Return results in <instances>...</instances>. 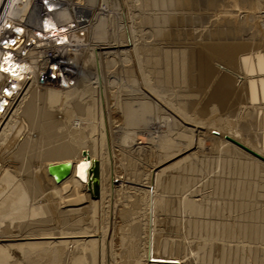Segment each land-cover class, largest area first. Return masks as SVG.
<instances>
[{"label": "bare ground", "instance_id": "bare-ground-1", "mask_svg": "<svg viewBox=\"0 0 264 264\" xmlns=\"http://www.w3.org/2000/svg\"><path fill=\"white\" fill-rule=\"evenodd\" d=\"M21 1L0 0V45L3 37L11 34L8 31L20 29L15 21L22 12ZM54 1L62 7L50 14L43 8L38 33L22 30L15 42L6 43L5 49L0 46V264H151L161 258L160 252L152 256V241L172 262L166 264H186L180 258V245L169 240L165 231L160 232V221L152 219L163 207L175 215L171 224L178 225L179 234L192 232L197 237L190 249L210 261L213 250L228 253L254 239H264V0L172 1L176 11H181L174 13L173 21L185 26L180 30L173 26V34L182 37L186 33V38L179 41L172 37L178 41L159 45L160 59L151 61V72L158 78L155 85L167 90L158 91L148 82L131 93L134 102L122 106L115 94H110L104 78V56L121 46L100 43L96 49L99 65L90 61V44L97 46L91 39L111 34L105 33L102 20L112 24V17L117 21L116 16L122 15L117 0H113V9L106 0ZM36 3L32 0L31 6ZM106 8L114 14H103ZM72 13L91 16L87 29L80 30L82 48L58 52L46 39L43 19L48 34L61 35L74 23ZM203 15L208 19L207 31L219 19L226 22L227 29L207 34L200 23ZM111 30L114 32L113 27ZM86 33L91 50L83 48ZM157 34L159 31L156 38ZM25 36L35 42L30 48L25 44L19 47ZM84 51L89 52L88 64L79 58ZM52 62L65 71L68 81H40L42 65ZM70 68L78 71L80 87H89L85 90L88 99H83L86 93L77 87L68 88L73 84ZM184 157L193 161L189 166L195 178L191 175L189 191L191 185L182 178L176 189L183 195L177 198L156 200V193L142 189L157 180L150 166L157 168L165 160ZM120 160L132 163L136 170L146 169L143 177L147 182H128L134 186L130 194L113 185L119 174L110 182L105 181L110 180V174L102 175L100 195L94 188L98 178L90 177L87 168L95 171L97 162L110 161L113 174H117ZM106 193H110L108 198ZM120 196L128 198L120 204L115 200Z\"/></svg>", "mask_w": 264, "mask_h": 264}, {"label": "rangeland", "instance_id": "rangeland-1", "mask_svg": "<svg viewBox=\"0 0 264 264\" xmlns=\"http://www.w3.org/2000/svg\"><path fill=\"white\" fill-rule=\"evenodd\" d=\"M142 1H144V2H146V3H143ZM149 1H152L153 2V0H149ZM148 0H140V1H138V0H117V2H118V7H119V9H120V12H119V14H121L122 13V15H120V16H116V18H117V21H116V19L114 18V17H112V16H110V17H112L111 18V20L113 19V22H112V24L109 22V20H108V22H105V21H103L102 20V25H104V27L106 28V29H104L105 30V33L106 32H110L111 34H109V32L107 33V34H109L108 36H105V37H107V38H102V39H91L90 38V35L89 34H85L84 36H85V44H86V46L85 47H83L84 49H89V50H91L90 48H92L93 49V53H92V59L90 60V61H93L94 62V65L95 66H98L99 65V63H98V59H97V57H96V53L98 52L96 49H98L99 48V46H100V43L101 44H103V43H109L110 44V42H112L111 44L113 45H117V46H121V48L119 49V50H117V49H113V50H111L112 51V53H114V54H112V55H110L109 57H107V56H104V63H105V65H106V68H105V70H104V73H105V77L104 78H106V85L108 86V88H110V90H109V92H110V94H112V95H114V98L116 99V102H118L117 104L119 105V106H122V105H124V103H128V101H129V103L130 102H134L133 100H132V95H131V93H134V90H136V89H138V90H141V88H144V87H146L145 85L146 84H149L148 82H150V84L148 85L149 87H151V86H153V87H157L156 89L158 90V91H165V90H167L165 87L164 88H161V87H159V86H157V85H155L156 83V78H157V76L155 75V74H153L152 72H153V70H151L152 69V63H151V61H153L154 60V58H155V60H159L160 59V54H159V51L160 50H158L159 48H158V46L160 45V46H162V45H164L166 42H169V43H171V42H174V38L172 39V37H175V38H178V40L180 39H182V37H183V39H185L186 37H184V34L186 35V33H184L183 34V36L181 37V36H179V37H177V36H175L174 34H173V30H176L177 28V30H180L181 29V27L184 29L185 28V26L184 25H182V24H179V23H175V21H173V19H174V13H176L177 15L181 12V11H179V12H177L178 11V9H177V6H176V2H175V0H164L167 4H165V2H162L163 0H157V2H153V3H151V2H149ZM158 1H159V3L160 4H157L158 3ZM175 2V3H173V2ZM176 1H178V0H176ZM180 1V0H179ZM31 2H32V0H22L21 1V10H22V12L20 11V13H19V15L17 14V19H16V24H18V26H19V28L21 29H17V28H14V30H11V32L10 31H8L7 32V34L8 33H11V34H9V35H12V36H14V37H16L17 36V38L20 36V34H22L21 32H22V30H24L25 32H28V33H30V34H32V35H34V34H36V33H38V30L39 29H41L39 26H41V14H42V12H43V7L41 6V4H39V1L37 0V3L36 4H32V6H31ZM108 2V6H110V8H115L116 6L115 5H113V3H115V1H113V0H106V3ZM134 2H137V3H134ZM148 2H149V4H148ZM133 3H134V5H133ZM140 5H139V4ZM154 3H156L155 5H154ZM121 4H123V5H121ZM136 4L137 5H139V7H141V8H139L138 6H136ZM144 4V5H143ZM151 4H152V6H151ZM165 4V5H164ZM107 5V4H106ZM132 5V6H131ZM147 5H150V6H147ZM160 7H159V6ZM170 5V6H169ZM31 6V7H30ZM122 6V7H121ZM130 6V7H129ZM146 6V7H145ZM156 8H155V7ZM157 6H158V9H157ZM168 6V7H167ZM101 8H103V7H105V6H100ZM121 7V8H120ZM123 7H124V9H123ZM133 7V8H132ZM136 7H138V8H136ZM161 7H163V8H161ZM175 7V8H174ZM112 8V9H113ZM136 8V9H135ZM145 8H147V12L144 10ZM148 8H150V11H149V9ZM155 9L154 11H152L153 9ZM161 8V9H160ZM171 8V10H169ZM173 8V9H172ZM135 9V10H134ZM167 9V10H166ZM176 9H177V11H176ZM181 9V8H180ZM179 9V10H180ZM190 8H188V10H189ZM103 10H105V8H103ZM141 10L143 11H145L146 13H148V14H146V13H144V11L143 12H141ZM156 10L158 11L159 10V12H160V14H159V12H156ZM163 10H165L166 12L167 11H169V14H168V12H167V14H165L166 12H164ZM201 10V9H200ZM130 11V12H129ZM139 11V12H138ZM163 11V12H162ZM176 11V12H175ZM96 13L98 12V10L97 11H95ZM115 12V11H114ZM138 12V13H137ZM150 12V13H149ZM153 12V13H152ZM171 12H173V13H171ZM189 12V11H188ZM113 13V11L111 10V9H109V8H106V11L103 13V14H108V15H110V14H112ZM140 13V14H139ZM156 13V15H158V16H155L154 14ZM204 12L202 11V14H203ZM114 14V13H113ZM145 16H144V15ZM162 14V15H161ZM167 15V16H163V15ZM171 14V15H170ZM195 14H199V11H195ZM206 15H207V13H205ZM130 15V16H129ZM149 15H153L152 17L151 16H149ZM159 15H160V17H159ZM170 15V16H169ZM173 15V16H172ZM162 16V17H161ZM201 16V15H200ZM204 16V15H203ZM109 17V18H110ZM130 17V18H129ZM151 17V18H150ZM164 17V18H163ZM166 17H167V20H165L166 19ZM193 17H194V15H193ZM89 19L91 18V16H89L88 17ZM132 18V19H131ZM138 18H141V19H138ZM144 18V19H143ZM147 18H148V20H147ZM160 18V19H159ZM170 18V20H168ZM173 18V19H172ZM131 19V20H130ZM142 19L145 21V23H144V21L142 22ZM164 19V20H163ZM130 20V21H129ZM146 20H147V22H146ZM151 20H153V21H151ZM156 20H161V22L159 23L158 21H156ZM132 21V22H131ZM141 21V22H140ZM149 21V22H148ZM162 21H164V22H162ZM167 21V22H166ZM207 21H208V19L206 20V16H204V19H203V22L205 23H203L202 21L200 22V23H202L203 25H204V31L206 32L207 31V28H206V25L208 24L207 23ZM213 21V20H212ZM129 22V23H128ZM151 22H152V24H151ZM168 22H170V23H168ZM213 22H215V21H213ZM218 22V24H215L212 28V30H210V31H207V34H209L210 32H212L211 34H213L214 32H216V31H218L219 29L221 30V32L223 31V30H226L227 29V27L225 26V24H226V22L223 20H218L217 21ZM105 23V24H104ZM144 24V25H141V24ZM155 23H158V24H164V27L163 26H159V27H157L156 25H158V24H155ZM171 24L170 26V28L172 29V30H169L168 31V28H169V26H168V24ZM173 23V24H172ZM16 24H12V25H16ZM115 24V25H114ZM134 24V25H133ZM145 24H147V26L145 25ZM151 24V25H150ZM167 25V28L165 29V27H166V25ZM175 24V25H174ZM176 24H179V26L178 25H176ZM193 23H192V21H191V24L189 25V22L187 23V25L189 26L188 27V29H190V26L192 25ZM250 24V23H249ZM133 25V26H132ZM138 26V29L136 28V26ZM149 25V26H148ZM186 25V24H185ZM128 26H131V27H133V28H131V30L129 29L130 27H128ZM145 26V28H143ZM173 26H174V28H176V29H174L173 28ZM181 26V27H180ZM184 26V27H183ZM112 27H113V29H114V32L111 30L112 29ZM127 27H128V29H127ZM147 27V28H146ZM151 27V30L152 31H154V34H156V32H158L159 31V33L160 34H157V38L154 36V34H152L153 32L149 29V28ZM179 27H180V29H179ZM87 28V27H86ZM123 28V29H122ZM136 28V29H135ZM143 29V30H141V31H139L140 29ZM152 28H154V29H152ZM157 28V29H156ZM161 28H162V30H161ZM169 28V29H170ZM92 29V28H91ZM146 31H145V30ZM161 31H160V30ZM116 30V31H115ZM128 31L129 33H128V35H126L127 33H126V31ZM165 30L167 31V33H168V35H167V33L165 32ZM186 30V29H185ZM219 30V31H220ZM138 31H139V33H138ZM148 31H150V32H148ZM252 31L254 32L255 30L253 29V30H251L250 32L252 33ZM90 32H91V30H90ZM89 32V33H90ZM113 32V33H112ZM134 32V33H133ZM148 34V36L145 34ZM162 32V33H161ZM170 32V33H169ZM17 33V34H16ZM117 33V34H116ZM136 33V34H135ZM163 33H165L166 35H164ZM14 34V35H13ZM115 34V35H114ZM119 34V35H118ZM121 34V35H120ZM133 36H132V35ZM144 34V35H143ZM152 34V35H151ZM163 34V36H166L165 38H167V39H169V40H167V41H165V38L163 37V36H160V35H162ZM172 34V35H171ZM79 33H76L75 35H73L72 37H73V39L72 40H74V41H76V40H78V39H81L80 37H79ZM112 36V37H111ZM127 36V37H126ZM129 36V37H128ZM141 36H142V38H141ZM147 36V37H146ZM150 36H152V37H150ZM159 36V37H158ZM187 36H188V34H187ZM209 36V35H208ZM87 37V38H86ZM144 37V38H143ZM181 37V38H180ZM91 39L92 40V42L91 43H96L97 44V46H96V48L95 47H91V44H90V48L87 46V40L88 39ZM110 38V39H109ZM147 38V39H146ZM148 38H149V40H151V41H149L148 40ZM154 38V39H153ZM163 38V39H162ZM109 39V40H108ZM126 39V40H125ZM141 39V40H140ZM143 39H145V42H144V44H143ZM100 40H102V42H100ZM136 40V41H135ZM139 40V41H138ZM157 40H159L160 41V43H159V41H157ZM161 40L163 41V42H161ZM177 40V39H176ZM176 40H175V42H176ZM177 40V41H178ZM179 40V41H180ZM17 41H20V40H17ZM16 41V42H17ZM130 41V42H129ZM135 41V44H133V42ZM147 41V42H146ZM15 42V41H14ZM142 42V43H141ZM148 42H150V43H152V46H151V44L150 43H148ZM165 42V43H164ZM131 43V44H130ZM153 43H155L156 45H153ZM122 44V45H121ZM128 44V45H127ZM150 45V46H148V45ZM167 44V43H166ZM133 45V46H132ZM136 45H138V46H136V48H135V46ZM140 45V46H139ZM144 45V46H143ZM123 46V47H122ZM132 46V47H131ZM146 46H148V47H146ZM157 46V47H156ZM144 47H146V48H144ZM153 47H156V48H153ZM141 48H142V50H141ZM155 50V51H154ZM115 51V52H114ZM118 51H119V53H118ZM139 51V52H138ZM35 52L36 51H34V50H32V56H35ZM143 52V53H142ZM145 52V53H144ZM147 52V53H146ZM151 52V53H150ZM155 52H156V54H155ZM85 54V56H84V54ZM83 53H81V54H83L82 56H84V58L81 56V54H80V56H79V58H82V60L84 61V63L86 62V64H88L87 63V59H88V56H89V52H86V51H84ZM119 54V55H118ZM124 54V55H123ZM141 54V55H140ZM149 54H150V56H149ZM152 54H155V55H153L152 56ZM115 55V56H114ZM157 55H159V58L157 57ZM119 56V57H118ZM140 56V57H139ZM87 57V58H86ZM106 57H107V59H106ZM114 57V58H113ZM148 57H151L150 59L148 58ZM126 58V59H125ZM146 58V59H145ZM152 58H153V60H152ZM148 59H149V61H148ZM116 60V61H115ZM148 61V64L146 63ZM144 62V63H143ZM110 63V64H109ZM151 63V64H150ZM148 65L149 67H147L146 65ZM104 65V66H105ZM116 65V66H115ZM125 66L127 67V68H125ZM146 67V69H144ZM108 68V69H107ZM149 68V69H148ZM143 69V70H142ZM126 70H128L127 71V74L125 73L126 72ZM132 70V71H131ZM134 70V71H133ZM146 70V71H145ZM148 70L150 71V73H148ZM76 71V72H75ZM131 71V72H130ZM144 71H145V73H144ZM152 71V72H151ZM134 72V73H133ZM136 72V73H135ZM186 71H183V74L185 73ZM68 73H69V76H71L70 78H71V80H73L72 82H73V84H70L69 86H68V84L66 85V86H68V88H74V87H77V91H82L83 93H86L85 92V90H89V87L88 86H85V87H80V77H78L79 75H78V71L76 70V69H74L73 70V68H70L69 69V71H68ZM75 73V74H74ZM134 74L133 76H131V74ZM140 73V74H139ZM120 74V75H119ZM122 74H124V76L122 75ZM152 74L154 75V76H152ZM130 75V76H129ZM135 76H136V78H135ZM109 77H110V79H109ZM131 77H133V78H131ZM73 78V79H72ZM126 78V79H125ZM127 78H128V80H127ZM138 78V79H137ZM140 78V79H139ZM146 80H145V79ZM149 79V80H148ZM158 79V78H157ZM76 80V81H75ZM116 80V81H115ZM131 83H130V82ZM128 82H129V84H128ZM146 82V83H145ZM154 84H153V83ZM113 83V84H112ZM145 83V84H144ZM132 84V85H131ZM136 84V86H134ZM142 84V85H141ZM152 84V85H151ZM131 85V86H130ZM155 85V86H154ZM74 86V87H73ZM127 86V87H126ZM129 86H130V88H129ZM144 86V87H143ZM139 87H141V88H139ZM128 88H129V90H128ZM148 89V88H147ZM163 94H165L164 92H162ZM167 93V92H166ZM168 94V93H167ZM119 95H121V97L119 96ZM125 95V96H124ZM128 95H131V96H129V97H127ZM166 95V94H165ZM124 96V97H123ZM167 97H168V95H166ZM87 97V99H88V93H86L85 95H84V97H83V99L84 98H86ZM75 99H80V96H78V98H77V95L74 97ZM164 98V97H163ZM75 99H74V101H75ZM78 99V100H79ZM129 99V100H128ZM82 100V99H81ZM124 100H127V101H124ZM131 100V101H130ZM121 102V103H120ZM260 117V116H259ZM137 129H139V127L137 128ZM138 136H140V135H138ZM141 137V139L142 140H145V139H147L146 137L147 136H145V135H142V136H140ZM15 152V150L14 151H12L11 153L13 154ZM10 153V154H11ZM191 153H192V151H190V152H188V156L190 157V155H191ZM11 154V155H12ZM121 161V160H120ZM176 162V163H174V162ZM179 161V162H178ZM103 162V161H102ZM193 161H192V159H190V161H189V158L188 157H184V160H183V158H181V160L180 159H168V160H165L163 163H161L160 165H158V167L156 168V166H150L151 167V173L153 174V175H155L156 176V178H157V180L155 181V182H153V183H151V184H149V185H144V186H142L143 188V190H145V191H147V190H149V192H150V190H152V192H150V193H153V194H155L156 195V200H162V199H164L165 197L166 198H177L178 196H180L181 194L183 195V192L181 193V191H178L176 188L178 187V179L180 178H182V180L184 181H188V184L189 185H191V186H188L187 187V190L189 191L190 189H191V187L193 186V184H192V178L194 177V172H193V170L190 168V166H189V163L191 164ZM99 163V164H98ZM104 164H102L100 161L99 162H97V164L98 165H96L95 166V171H93L94 169H93V167H88L87 168V174H90V177H93V175H95V177H97L98 179L96 180V182H94V188H95V190L97 191V192H99L100 193V195H101V191H100V185H99V182H101V180H102V175L105 177L106 175H109V177H110V180H108V179H105V181L106 182H110L114 177H118V174H119V177L118 178H114L113 179V185L114 186H116V187H120V188H124V192H129L130 194H132L133 193V188H134V186L133 185H130L128 182H131V183H133V184H139L138 183V180L139 181H143L145 178L143 177V173L145 172L146 173V169H144V170H136V168L132 165V163H130V162H128L127 160H123V161H121V162H119V164H117V167H118V169L116 170V172H117V174H113L114 173V171H113V169H112V166H111V162L110 161H108V163H106L105 164V162H103ZM130 163V164H129ZM168 163V164H167ZM183 163V164H182ZM171 164V165H170ZM105 165V166H104ZM119 165H121V166H119ZM164 165V166H163ZM102 166V167H101ZM189 166V167H188ZM105 167V168H104ZM153 167H154V169H153ZM104 168V169H103ZM133 168V169H132ZM135 168V169H134ZM175 168H176V170H178V171H176L175 170ZM178 168H180V169H178ZM112 169V170H111ZM182 169V170H181ZM98 170V171H97ZM108 170H109V172H108ZM189 170V171H188ZM93 171V172H92ZM100 171V172H99ZM104 171V172H103ZM113 171V172H112ZM137 171V172H136ZM205 171H209V170H205ZM95 172V173H94ZM102 172V173H101ZM141 172V173H140ZM94 173V174H93ZM96 173H97V175H96ZM112 173V174H111ZM140 174H141V176H140ZM112 175V176H111ZM191 175L193 176V177H191ZM126 176V177H125ZM158 176V177H157ZM113 177V178H112ZM124 177V178H123ZM132 177H133V179H132ZM142 177V178H141ZM120 178V179H119ZM122 178V179H121ZM135 178V179H134ZM140 178V179H139ZM195 178V177H194ZM104 180V179H103ZM137 180V181H136ZM182 180H180V181H182ZM93 181H91V183H90V185L91 184H93L92 183ZM144 182L146 183L147 181H145L144 180ZM168 183V184H167ZM175 183V184H174ZM187 184V185H188ZM177 185V186H176ZM130 186V187H129ZM172 186L174 187V188H172ZM169 187V188H168ZM170 188H172V191H170ZM189 188V189H188ZM174 190V191H173ZM176 191H178L177 193H176ZM140 192V191H139ZM141 193V192H140ZM176 193V194H175ZM171 194V195H170ZM109 195H110V193H106V195H105V197L106 198H108L109 197ZM177 195V196H176ZM181 195V196H182ZM128 196V195H127ZM159 196V197H158ZM125 196H120V197H118L117 199H115V200H119V203L121 204V203H123L125 200H126V198H128V197H126V198H124ZM129 200H132L131 198H129ZM164 201V200H163ZM123 205H125V204H123ZM166 208V207H165ZM165 208L163 207L162 208V212H158V213H155L154 214V216H152V219L155 221V220H157V221H160L159 223H158V225H160V229L162 228V231H160V232H164L163 234H165V235H167V236H169V240H173V241H175L176 242V244H178V245H180L179 246V248H180V250L183 252V254L180 256V258H181V260L182 261H185V263L186 264H264V239L261 237V238H259L261 241H262V243H261V241L260 242H258V241H256L255 239L253 240V241H251V242H249V243H245L244 244V246H243V248H241V249H239V250H237V251H231V252H222V251H217V250H213L212 252H211V261L208 259V257H206L204 254H202V253H200L198 250H195V249H190L191 247H193L194 246V244H195V240H197V237L195 236V235H193V233L191 232H187V233H184L183 234V231H181V234H179L180 233V230H179V227H178V225H176V226H174L173 224H171V221L174 219V218H176L175 217V215H173V213H171L170 212V214H169V212H167V210L168 209H166L165 210ZM180 220V219H179ZM183 220V223H185V218H183L182 219ZM155 230H158L157 228H155ZM154 230V231H155ZM173 230H175V232L173 233ZM154 234H155V232H153ZM157 234V233H156ZM162 233H161V235H163ZM176 236V237H175ZM160 236H158V238H159ZM164 237H166V236H164ZM157 238V239H158ZM203 238L204 237H202L201 239L203 240ZM154 243V245H155V248L151 251L152 252V256L155 258L157 255H158V253L160 252V259L159 260H157V261H154V263L153 262H151V264H166V263H172V262H169V261H167L166 259H167V256H166V254L165 255H162V249H160V250H158V247L156 246V243L154 242V241H152V244ZM158 251H157V250ZM174 249V248H173ZM174 251V250H173ZM138 255V254H137ZM169 257V256H168ZM173 257V252L170 254V258H172ZM152 260H154V259H151V260H149V261H152ZM223 261H229L228 263H226V262H223ZM178 264V263H177Z\"/></svg>", "mask_w": 264, "mask_h": 264}, {"label": "built area", "instance_id": "built-area-1", "mask_svg": "<svg viewBox=\"0 0 264 264\" xmlns=\"http://www.w3.org/2000/svg\"><path fill=\"white\" fill-rule=\"evenodd\" d=\"M39 4H41V6L46 10V13L50 14L54 11H56V9L62 7L59 6L58 3L54 0H38ZM73 12V11H72ZM76 15V16H75ZM80 15V20H77V18ZM72 17L74 19V23L73 25L70 26V29L66 31V29L63 31L64 33L61 35H56L54 34V32L48 34L47 33V29L45 28L46 23H45V18L43 19L42 22V26H43V30L44 33L47 34L46 35V39L47 41L56 46V49L58 52L61 51H66L67 53L68 50H78L82 48V40L78 39L76 41L72 40L73 39V35H75L76 33H81V29L85 30L86 25H88V17L85 16V14H80V13H72ZM73 26V27H72ZM14 41V36L12 35H6L5 37H3V40L1 42V47L3 49H5V44L6 43H10ZM35 42L32 39H28L27 40V36L22 38V43L19 47H22V45L25 44V46L27 48H30ZM43 67V71H41L39 73V78L40 81L42 83H47L49 82H53V81H59V83L62 84L63 79L67 80V76L65 74V71L62 70V68L60 66H58L56 63L52 62L50 64L47 65H42ZM42 70V69H41ZM68 81V80H67Z\"/></svg>", "mask_w": 264, "mask_h": 264}]
</instances>
